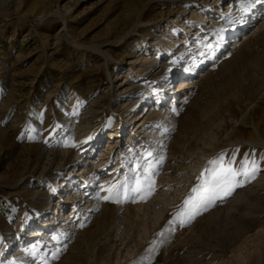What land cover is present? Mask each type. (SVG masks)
Returning <instances> with one entry per match:
<instances>
[{"label":"rangeland","instance_id":"1","mask_svg":"<svg viewBox=\"0 0 264 264\" xmlns=\"http://www.w3.org/2000/svg\"><path fill=\"white\" fill-rule=\"evenodd\" d=\"M203 1L0 0V264H264V3L173 58L144 137L110 108L107 69L123 83Z\"/></svg>","mask_w":264,"mask_h":264},{"label":"bare ground","instance_id":"2","mask_svg":"<svg viewBox=\"0 0 264 264\" xmlns=\"http://www.w3.org/2000/svg\"><path fill=\"white\" fill-rule=\"evenodd\" d=\"M209 1L210 0L203 1L202 7L204 8L201 12L194 11L191 13V15L187 14L186 12H183L180 15L176 16L175 19H173L172 21H169V23H172V24L171 26H168L169 24L168 23L165 29L163 30V31H165L166 29L168 30L167 32L164 33L165 36H162L161 39H159L153 45L155 55L153 57L149 56V57L144 58V60L142 61H145V63L142 64L141 67L138 69H136L135 67L136 71H133L134 67L132 66L133 64H131L132 63L131 62L129 64V69H128V71L130 72L127 75H125V80L124 82L122 81L123 83L119 84L117 82L119 81V77H120L119 74L120 73L122 74V72H127L126 71L127 64L121 65V67L119 68L120 73L118 72L113 73L112 71H110V69H107L108 82H109L108 95H109V101H110V108L114 109L116 112L120 111L119 112L120 114L118 115V119L120 118L119 116L124 115L125 117H128L130 114H132L131 118L127 120L130 121L131 119L134 118V120H137L139 122L137 125L138 127L135 130L137 132L139 131V134L143 135L142 133H145L146 128H144V126L146 125V120H147L146 118L150 120V117H149L150 115L148 117L147 116L145 117L147 111L150 109L153 110L155 108V105L154 107L151 106L150 109L147 108L149 105V99H145L144 96L151 94L152 91L158 86L166 85L167 87L173 83L174 79L171 81L172 77H174V71H175V70L173 71V69L175 68L173 58H176V57L180 58L182 57V55L187 53L191 48H193L194 45L198 46L199 41L201 40L200 38L207 40L208 31L211 28L213 29L215 27L221 26L225 20H229V21L237 20L236 23L234 24L235 29L240 30L245 27L246 28L249 27L248 24L250 22L248 20L250 19V17L248 13H243V12L240 13L239 0H227V3L225 5L222 3H224L226 0H215V1L213 0L214 2H217L219 4L217 5V8L215 10H209L211 7L209 4H207V3H210ZM263 3L264 1L260 0L258 3L255 4V6L258 7L262 5ZM182 26H184V31L180 37H178L177 35H176L177 37L175 38L167 37L168 35L173 34V30H171V27H174L175 28L174 31L178 33L180 27ZM227 36H230L232 38L234 36V32H230ZM132 50H134V48H132ZM134 52L135 51L131 53L133 54ZM136 61L138 62V60ZM159 75H161V77L157 78V76ZM148 78H153L154 80H157L156 84H153L152 80H148ZM187 88H188V84L186 83V81L185 80L182 81V84L180 85V88H179L180 90L178 93L183 92L185 94ZM167 109H170V108L168 107ZM171 111L172 110H170L169 112ZM159 115H162V114H159ZM159 115L157 117H159ZM163 117H166V116L164 115ZM88 120L89 122H91L93 120V117H89ZM120 128H121L120 125L115 127V129L111 131V137H114V138L119 137L120 132H121ZM84 129L85 128H83V130ZM116 147L117 149L120 148L121 144L116 145ZM179 170L180 169H178L177 173L179 172ZM106 180H107V177H106ZM92 181L89 180V182H91L90 185L93 184ZM156 217L154 219H156ZM24 255L25 253L22 252L21 250L19 256L23 258Z\"/></svg>","mask_w":264,"mask_h":264},{"label":"snow or ice","instance_id":"3","mask_svg":"<svg viewBox=\"0 0 264 264\" xmlns=\"http://www.w3.org/2000/svg\"><path fill=\"white\" fill-rule=\"evenodd\" d=\"M212 163H216L213 161ZM214 174V179L211 183V186L209 188H206V192H214L216 188H219L221 186L227 187L229 190L231 189V185L233 183V178L238 174L237 172H234L231 168L223 169L221 172L216 173L215 169L212 170ZM257 171V168L255 165L252 167V172L255 173ZM135 191H139V188L134 189ZM105 199H108L109 197H104ZM118 202V201H117ZM210 202V197L204 196L201 197L200 203L207 204ZM192 217L190 216L189 219Z\"/></svg>","mask_w":264,"mask_h":264}]
</instances>
